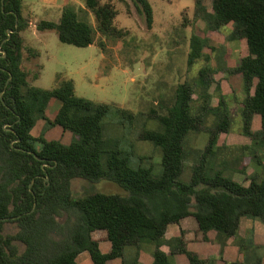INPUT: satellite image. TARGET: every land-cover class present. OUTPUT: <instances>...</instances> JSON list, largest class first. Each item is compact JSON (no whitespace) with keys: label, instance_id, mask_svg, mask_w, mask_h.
<instances>
[{"label":"trees","instance_id":"1","mask_svg":"<svg viewBox=\"0 0 264 264\" xmlns=\"http://www.w3.org/2000/svg\"><path fill=\"white\" fill-rule=\"evenodd\" d=\"M135 1L151 27L154 12L149 0ZM23 4L24 0H0V264H77L83 252L90 254L93 264H107L124 258L127 246L146 242L156 244L154 264H173L161 244L169 225L186 217L196 218L206 240L211 231L223 240L237 238L243 217L264 224V178L252 176L246 187L223 170L209 167L219 134L229 129L228 117L217 124L190 181H183L185 141L203 118L193 113L192 85L179 84L174 103L158 116L161 127L140 135L161 148V176L156 177L151 166L134 167L129 153L109 146L103 120L114 109L129 122L135 113L77 96L72 79L60 80L51 90L33 85L39 72L31 75L24 63L39 55L25 46L22 33L30 21ZM212 4L214 27L232 23L235 33L247 41L249 54L234 71L243 77L248 94L244 132L256 143L261 139L264 147V0H212ZM86 6L101 33L124 36L116 25L119 13L112 2L86 0ZM37 29L56 31L62 43L79 48L95 43L93 26L70 6L64 7L58 23L41 21ZM203 48L194 36L190 65L201 57ZM53 100L60 102V109L51 118L48 108ZM221 106L222 100L215 109ZM254 115L261 117L260 133L251 130ZM40 120L45 121L46 131L59 127L81 139L65 144L47 139L45 132L34 136ZM74 179L112 182L127 195L95 192L76 199ZM99 230L108 233L109 254L92 236ZM183 235L176 241L190 264H212L188 251ZM239 245L243 248V243Z\"/></svg>","mask_w":264,"mask_h":264},{"label":"rangeland","instance_id":"2","mask_svg":"<svg viewBox=\"0 0 264 264\" xmlns=\"http://www.w3.org/2000/svg\"><path fill=\"white\" fill-rule=\"evenodd\" d=\"M108 1L118 10L116 25L125 31L122 37L99 31L86 0H24L23 14L32 22L31 29L24 33L26 44L39 55L24 63L31 75L39 72L33 85L51 90L60 80L72 79L77 96L135 113L136 118L129 122L112 110L103 120L104 137L110 147L129 153L134 167L151 166L154 175L160 177L162 150L150 141L141 140L140 135L144 130L161 127L158 116L166 114V109L174 103L177 86L189 83L194 90L193 113L201 116L203 123L185 141L182 180L190 181L193 168L225 116L229 129L219 134L214 154L209 156V167L240 180L249 181L248 174L255 172L262 179L264 147L261 139L256 143L244 132L248 94L243 77L234 71L248 56V45L245 38L235 33L234 25L214 27L212 0H202L201 5H197L196 0H149L154 12L151 27L135 0H103ZM66 5L93 26L94 45L79 48L64 44L56 31L37 29L41 21L58 23ZM194 36L202 41L204 48L201 57L190 65ZM24 53L29 56L26 51ZM220 100L223 106L216 110ZM59 107L60 102L53 100L48 108L49 116L56 115ZM250 123L253 133L261 132L258 116H252ZM45 124L40 121L33 134L40 136L45 132L51 138H60V130L50 133L51 129L46 131ZM80 139L73 134V141ZM72 190L76 199L95 192L127 195L120 186L108 181L93 183L74 179ZM257 260L262 264V257H255L246 264H254Z\"/></svg>","mask_w":264,"mask_h":264},{"label":"crops","instance_id":"3","mask_svg":"<svg viewBox=\"0 0 264 264\" xmlns=\"http://www.w3.org/2000/svg\"><path fill=\"white\" fill-rule=\"evenodd\" d=\"M55 4L56 1H54V5ZM31 26L32 22H30V29ZM28 30L22 33L27 48L28 46L26 44L24 33ZM55 116L56 115L50 117L54 118ZM256 116L259 117L261 125V117L259 115ZM40 121L44 122V120ZM39 122L36 128L38 127ZM55 129L61 131L60 138H51L47 135L49 133H45V137L49 140H59L65 144H70L73 141V134L71 132H64L59 127L51 129L50 133ZM69 137L71 139L65 141L66 139H69ZM248 175L250 178L252 176H257L259 178V175L256 172L253 174L249 173ZM233 178L246 187L251 183L250 180L246 181L240 180L236 177ZM182 233L184 234L183 237L187 250L196 253L203 260L211 261L212 264H233L235 262L238 264H246L247 262H252L255 257H262V264H264V224L259 220L243 217L241 219L238 237L230 238L228 240L220 238L219 233L216 231L209 232L207 235L208 239L206 240L204 234L200 230L198 221L193 216L182 219L180 223L169 225L161 244V250L171 257L173 264H190L187 255L180 252V246L176 241L182 236ZM92 236L94 240L98 241L100 249L104 254H109L111 252L112 243L108 239V233L106 231H95ZM240 243H243V248L239 245ZM254 249H257V252H255ZM155 250V243L146 242L141 243L140 245L127 246L125 248L124 258L110 260L107 264H128L134 262L137 264H154ZM77 264H93L90 254L88 252L81 253L77 258Z\"/></svg>","mask_w":264,"mask_h":264},{"label":"water","instance_id":"4","mask_svg":"<svg viewBox=\"0 0 264 264\" xmlns=\"http://www.w3.org/2000/svg\"><path fill=\"white\" fill-rule=\"evenodd\" d=\"M17 26H18V23H17ZM11 34H12V31L10 30V31H9V36H11Z\"/></svg>","mask_w":264,"mask_h":264}]
</instances>
